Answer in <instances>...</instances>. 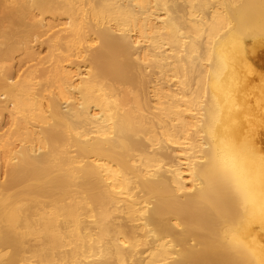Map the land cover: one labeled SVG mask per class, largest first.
<instances>
[{"label":"bare ground","instance_id":"6f19581e","mask_svg":"<svg viewBox=\"0 0 264 264\" xmlns=\"http://www.w3.org/2000/svg\"><path fill=\"white\" fill-rule=\"evenodd\" d=\"M48 13L53 85L0 69V264H264V0H0V58Z\"/></svg>","mask_w":264,"mask_h":264},{"label":"rangeland","instance_id":"374dc122","mask_svg":"<svg viewBox=\"0 0 264 264\" xmlns=\"http://www.w3.org/2000/svg\"><path fill=\"white\" fill-rule=\"evenodd\" d=\"M45 16V23L51 25L50 27H36V34H30L27 44L16 45V48L9 52L7 56L0 58L1 73L4 72L7 77L9 76L11 78L8 81L14 82L24 76L31 75L33 77V81L38 83V87L40 89H45L53 85V66L55 60L50 58V37L58 33L63 28V25L61 24V20H52V14L48 13ZM31 20L33 19H27V21ZM14 39L22 40V34L16 35ZM85 45L86 44L84 43L82 46ZM63 48L65 47L62 45V48L60 50H56L55 54L65 57L67 54L74 53L73 50L70 53H65L63 52ZM89 53L90 51H88L84 57L71 55L69 57L70 60L64 61L63 63L69 64L74 68H76V66H83L89 63ZM260 69L264 71V66L260 67ZM159 76H161L159 75V70L157 68H151L148 79L149 81H154V83H149V85H154L156 83L155 78L159 80ZM162 82L163 80H159V83ZM0 99L2 101V107L0 108V177H2L7 168L6 160H8V150L18 149L24 142H21L17 136L16 126L12 125V117L9 109L6 107L5 97L0 96Z\"/></svg>","mask_w":264,"mask_h":264}]
</instances>
